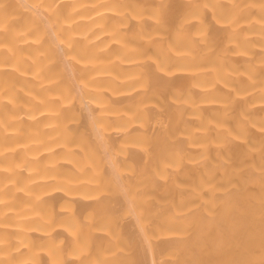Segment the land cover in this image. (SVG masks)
<instances>
[{"label":"bare ground","instance_id":"obj_1","mask_svg":"<svg viewBox=\"0 0 264 264\" xmlns=\"http://www.w3.org/2000/svg\"><path fill=\"white\" fill-rule=\"evenodd\" d=\"M0 264H264V0H0Z\"/></svg>","mask_w":264,"mask_h":264}]
</instances>
